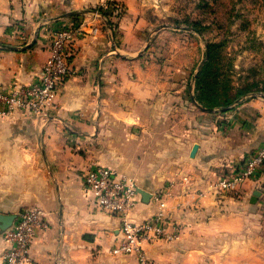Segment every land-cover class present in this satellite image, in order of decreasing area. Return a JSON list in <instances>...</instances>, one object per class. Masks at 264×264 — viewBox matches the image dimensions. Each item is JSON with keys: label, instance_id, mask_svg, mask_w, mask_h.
Segmentation results:
<instances>
[{"label": "crops", "instance_id": "crops-1", "mask_svg": "<svg viewBox=\"0 0 264 264\" xmlns=\"http://www.w3.org/2000/svg\"><path fill=\"white\" fill-rule=\"evenodd\" d=\"M108 1L0 0L4 92L39 76L48 30L76 20L85 31L72 44L56 107L0 119V214L43 212L48 226L32 241L30 264H136L111 253L119 218L85 195L83 174L100 165L148 194H138L131 220L152 217L161 193L167 220L180 227L176 241L143 245L152 264H264V165L235 193L213 188L262 146L264 101L203 107L194 98L199 40L189 52L188 41L158 25L162 0H115L124 11L113 30L93 10Z\"/></svg>", "mask_w": 264, "mask_h": 264}, {"label": "built area", "instance_id": "built-area-1", "mask_svg": "<svg viewBox=\"0 0 264 264\" xmlns=\"http://www.w3.org/2000/svg\"><path fill=\"white\" fill-rule=\"evenodd\" d=\"M81 27L73 22L54 31L48 30L49 55L41 73L30 85H22L13 92L0 90V119L16 112L31 116L45 115L48 109L56 107L58 91L71 71L69 60L72 44L85 34ZM96 31L97 29L92 28L89 34ZM263 165L264 142L240 165L215 182V194L237 192L238 187ZM82 182L85 195H90L94 205L120 220V238L111 250L113 255H132L136 264H152L143 248L146 242L155 239L171 242L179 238L180 227L167 220L166 205L161 193L155 195L157 212L147 220L135 222L129 215L138 201V193L131 178L118 175L106 167L93 165L83 174ZM199 196H203V193L200 192ZM47 226L45 216L39 208H22L12 225L2 231L0 264H30L32 241Z\"/></svg>", "mask_w": 264, "mask_h": 264}, {"label": "rangeland", "instance_id": "rangeland-1", "mask_svg": "<svg viewBox=\"0 0 264 264\" xmlns=\"http://www.w3.org/2000/svg\"><path fill=\"white\" fill-rule=\"evenodd\" d=\"M162 5L158 25L188 41L189 52L194 38L199 40L200 67L206 64L201 79L212 103L231 110L264 101V0H162Z\"/></svg>", "mask_w": 264, "mask_h": 264}, {"label": "trees", "instance_id": "trees-1", "mask_svg": "<svg viewBox=\"0 0 264 264\" xmlns=\"http://www.w3.org/2000/svg\"><path fill=\"white\" fill-rule=\"evenodd\" d=\"M93 10L95 12L100 13L102 16H104L107 19V21L109 22L111 28L114 30V28L116 27V22L118 21V19L123 14L124 6H123V4L119 3L118 1L109 0L106 5L97 6ZM207 48L209 49V45H207ZM209 52H210V49H209L208 53ZM205 67H206V64L202 65L200 67V70L198 71V73H196V76H195V80H194V98H195V100L199 104H201L203 107H206V108H218L221 111L223 110L224 112L230 110V109L226 108L225 106L216 105L215 103H212L209 100L208 95L206 94L207 89L205 86H203L202 79H201V77L204 76Z\"/></svg>", "mask_w": 264, "mask_h": 264}, {"label": "water", "instance_id": "water-1", "mask_svg": "<svg viewBox=\"0 0 264 264\" xmlns=\"http://www.w3.org/2000/svg\"><path fill=\"white\" fill-rule=\"evenodd\" d=\"M207 110H210V109H207ZM195 149H196V146L193 147L191 156L194 154ZM137 193L144 199L148 196V194L146 192H144L143 190H140V189H137ZM254 196H257V193H254ZM15 218H16V215H14V214H8V215L0 214V230L4 231L8 227H10L12 225V223L14 222Z\"/></svg>", "mask_w": 264, "mask_h": 264}]
</instances>
